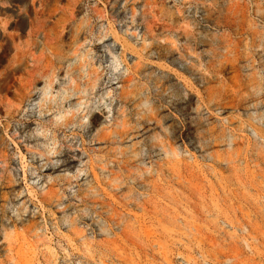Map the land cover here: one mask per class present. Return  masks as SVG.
Masks as SVG:
<instances>
[{
	"label": "rangeland",
	"instance_id": "1",
	"mask_svg": "<svg viewBox=\"0 0 264 264\" xmlns=\"http://www.w3.org/2000/svg\"><path fill=\"white\" fill-rule=\"evenodd\" d=\"M16 57L0 264H264V0H0V75Z\"/></svg>",
	"mask_w": 264,
	"mask_h": 264
},
{
	"label": "bare ground",
	"instance_id": "2",
	"mask_svg": "<svg viewBox=\"0 0 264 264\" xmlns=\"http://www.w3.org/2000/svg\"><path fill=\"white\" fill-rule=\"evenodd\" d=\"M19 64H20V59H19V57H16L1 71V75H0V88H1V90L4 86L8 85L9 75L10 74L12 75L19 70V68H20ZM74 67H76V65L71 64V68H72L71 70L74 71ZM133 67H134V65H133ZM135 68H136V66H135ZM131 70L129 71V74L126 76V78L124 80V82H125L124 87L125 88L129 87V85H131V83L133 81V79H132L133 71L131 72ZM92 74H96V70L92 71ZM137 75H139V74H137ZM95 81H96V79H94V82ZM64 83L65 82H58L57 88H56L54 86L53 80H52L51 82H48L46 85H43L39 88V91H41V94L37 95L35 98L29 96L24 103V115H25V117L27 118V117H31V116L34 117L35 116V114H34L35 112L33 111L32 106L35 104V101H36V99H38V97H40L39 104H41V105L46 104V107L48 105H53L55 108H61L60 106H62L63 101L68 98V93H70V90L67 88L66 83L65 84ZM70 83L73 84V81L71 80ZM31 85H33V84H31ZM93 85L94 84H92V86ZM23 88H24V85L21 83V81H19L18 82V91L19 92L22 91ZM132 88H134V86ZM132 88H131V90H132ZM77 89H78V86H76V84L74 83L73 89L71 90V96H74V95H77L78 93H81ZM131 90H129V91L124 90L125 92H123L122 99L125 100L127 98L128 94L130 95ZM135 93H136V91H135ZM135 93H133V94H135ZM130 96H129V98H130ZM81 100H82L81 96H78L77 101H81ZM130 102H131V99H130ZM68 105H70V104H68ZM79 105H80L79 102L75 103L73 106L71 105V108L73 109L71 111H74L77 114ZM48 107L50 108V106H48ZM69 112H70V110H67V109L66 110L62 109V111L56 112L54 114L53 118L51 119V121L53 122L52 123L53 126L54 125L55 126L60 125L61 123H67L68 118H69V116H68ZM75 118L77 121L78 120L77 116H75ZM89 122L92 124L96 123V118L94 116H91ZM21 128H22V132L24 133V136H26L27 139H30L29 130H26L24 127H21ZM116 133H118V132H116ZM120 134H123V133H120ZM112 136L114 137L115 135H112ZM105 137H107L106 134H103L101 136V138H103V139ZM9 182H10V179H9Z\"/></svg>",
	"mask_w": 264,
	"mask_h": 264
}]
</instances>
